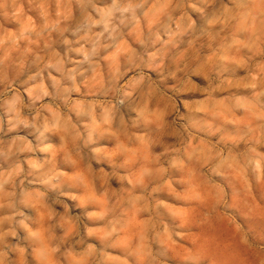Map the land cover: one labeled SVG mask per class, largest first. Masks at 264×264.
Instances as JSON below:
<instances>
[{"label": "clouds", "instance_id": "clouds-1", "mask_svg": "<svg viewBox=\"0 0 264 264\" xmlns=\"http://www.w3.org/2000/svg\"><path fill=\"white\" fill-rule=\"evenodd\" d=\"M262 205L264 0H0V264H264Z\"/></svg>", "mask_w": 264, "mask_h": 264}, {"label": "rangeland", "instance_id": "rangeland-1", "mask_svg": "<svg viewBox=\"0 0 264 264\" xmlns=\"http://www.w3.org/2000/svg\"><path fill=\"white\" fill-rule=\"evenodd\" d=\"M262 207H264V205H262ZM115 255L119 256L120 254H119V252L117 251V252L115 253ZM114 264H119V260L114 261Z\"/></svg>", "mask_w": 264, "mask_h": 264}]
</instances>
